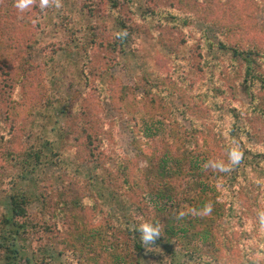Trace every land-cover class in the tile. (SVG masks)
I'll return each instance as SVG.
<instances>
[{"label":"rangeland","instance_id":"obj_1","mask_svg":"<svg viewBox=\"0 0 264 264\" xmlns=\"http://www.w3.org/2000/svg\"><path fill=\"white\" fill-rule=\"evenodd\" d=\"M121 1L115 12L108 0H58L59 7L50 0L44 9L33 0L25 10L17 8V0H0V165H8L7 151L18 158L40 149L45 160L36 191H55L49 206L57 216L64 205L59 191L74 178L85 182L92 171L96 176L118 172L122 157L128 161L130 181L114 177L120 185L111 203L96 190L97 199L94 194V199H85L84 210L67 215H78L86 230L73 231L69 218L43 233L29 227L23 239L12 241L18 261L30 264L36 253L39 259L49 256L47 264H76L80 259L100 264L101 256L92 253L93 239L102 231L114 243V226L128 218L120 221V216L108 214L122 211L133 216L131 226L142 213L161 218L167 237L144 250L137 264H241L248 257L264 261V226L255 232L250 224L257 214L254 208L264 213V159L257 157L264 153V118L244 112L237 120L252 128L240 148L241 139L229 131L235 121L229 110L250 105L252 92L242 85L244 62L219 45L222 41L259 51L257 70L264 74V0ZM119 12L125 28L116 20ZM121 32L129 33L123 49H111L109 42L117 41ZM55 46H60L56 53ZM211 86L216 94L209 100L205 97ZM245 149L253 160L246 173L262 188L261 202L252 205L245 195L236 199L235 213L243 221L228 224L221 215L212 223L215 236L203 240L196 230L203 226L201 231H207L208 222L193 228L202 218L187 221L195 212L193 204L205 195L199 182L205 191L211 186L231 201L223 192L236 169L230 156L236 159ZM164 154L171 168L181 170L184 201L172 197L164 184L173 176L160 172ZM210 161L227 171L206 175ZM12 162L0 176V215L10 208L8 194L30 187L31 174L19 177L16 159ZM198 165L204 167L201 179L189 171ZM157 187L164 197L157 195ZM158 203L164 204L161 212ZM42 210L41 199L30 206L39 219L45 218ZM243 228L247 238H242ZM109 245L111 254L124 250Z\"/></svg>","mask_w":264,"mask_h":264},{"label":"trees","instance_id":"obj_2","mask_svg":"<svg viewBox=\"0 0 264 264\" xmlns=\"http://www.w3.org/2000/svg\"><path fill=\"white\" fill-rule=\"evenodd\" d=\"M109 4L111 7H113V10L116 12L118 9H120L122 2L121 0H108ZM116 20L119 22V25L123 28L126 27V22L121 16V13L119 12L116 15ZM122 35H116V38H118L117 41L110 43L109 46L113 50H122V46L124 45L125 41L129 37V33H119ZM220 47H223L233 54L234 57L241 59L244 62V76L242 80V85H244V89H249L252 92V99L253 102H251L250 105L248 106H243L241 108H237L234 106L235 109L229 110V114L231 117L234 118V122L229 128V131L233 134V136L237 139H241V143L239 144V147L241 148L242 145L244 144V138H246V133L252 132V128L249 127L246 123L245 124H240L237 122L240 121L242 115L244 116V112L250 113L249 117L253 118L254 115H258L264 118V74L257 70V60L258 56L260 55L259 51L257 50H252V49H241L235 46H228L226 43L219 41ZM60 46H55L54 47V53H56L59 50ZM34 50V49H33ZM44 50V49H43ZM45 55L49 56V52L46 53L44 50ZM53 53V54H54ZM28 58L33 59V53L32 50L28 51ZM49 58V57H48ZM250 81V84L247 82ZM216 94V93H215ZM214 94V87L211 86L209 87L207 92H206V97L207 99H211L212 97L215 96ZM204 98V99H205ZM249 136V135H248ZM101 149H104V146H102ZM244 150H241V152L238 154L237 158L235 159V162H231L234 164L236 167L234 174L230 177L232 178L231 183H224L223 187V192L227 195L230 196V200H225L224 197L219 194V190L216 192V188L208 187L205 191V184L202 183V187L205 195L202 197V199L198 200L199 204H193V209H195L194 214H190L189 218L187 221L191 222H196L198 220L197 218L200 219L202 218V223L195 224L193 228L199 225H203L204 223H207V231L202 230V227L196 231H199L201 236V239H206L208 235L213 234L215 236V226L212 223L213 221H217L219 216H223L225 219L228 220V224L231 223L234 219H239L240 222L243 221V218L240 215H237L235 212V206L234 203L236 202V199L240 200V197L245 195L247 198L248 202H250L252 205L258 203V199L261 202V197L262 195V188L259 187L258 182L251 180L246 173V165L248 162L250 164H253L251 161H249V158H247V154L245 153ZM108 153V152H107ZM20 156L17 157V155H12L10 157L9 151H7V159L6 162L8 165H0V176L3 174H6L10 166H14V162H12L14 159L17 161V166L19 167V170L21 171V174L18 175L21 178L28 179L29 174H31L29 180H30V187L29 189H23L20 191H14L10 194H8L9 198V209L4 212L3 214L0 215V251H1V256H0V263L1 264H20V261H18V256L16 257V254H18L19 250L15 249V242L13 243L12 241H15L18 238L23 239V237L30 232L29 227L35 226L40 228V232L43 233L46 230H51L52 225H56L58 223H65V221L69 218H67V215L72 211H81L84 210L87 207V203L85 202V199L92 200L94 199V194L95 191H98V194L100 193L101 198H104L105 201L107 202H112V197L115 192V186L120 185L115 178H122V181L124 183H130L129 181V174H128V161H125L124 158L120 157L118 159V172L113 170H109V172L106 175H98L94 173V171L89 172L87 176V181L83 182L79 177L78 179H75L72 181L70 185L65 186V189L60 190V194L64 198V205L62 207L61 214L57 216L56 213H51L52 209L51 206H49V203H51V196L55 194V191L49 192L46 188L42 187L40 190L36 191L37 188V183L35 182L37 180L38 174L41 173L42 165L44 163L45 158H43V152L39 150H28L24 154L19 153ZM204 154V153H203ZM257 157L261 159H264V153H260ZM200 155V152H199ZM160 162H162V169L160 170L163 171V174H173L171 176V179L168 180V182L164 183L165 185H168L170 190V194L172 197L176 198L177 201H184L187 198V193H186V186L183 183V179L180 177H183L180 175L181 170L177 167H170L168 163L170 162V157L167 156V154H164L162 156ZM211 162V163H210ZM209 162L210 169L206 168V175L214 174V173H219L220 169H217V167H213V161ZM208 163V162H207ZM211 164V165H210ZM231 164V165H232ZM207 166V165H206ZM233 166V165H232ZM9 168V169H8ZM204 168L201 165H198L197 167H190L189 171L191 172L194 171V174L198 175L197 179L203 178V175L200 174V169ZM35 177L32 178V177ZM178 176V177H176ZM175 177V178H174ZM229 178V179H230ZM164 181L165 178H163ZM103 181V183H106V186H103L100 184V182ZM169 183V184H167ZM167 187V186H165ZM117 189V188H116ZM157 195H160L161 198L164 197L162 192L163 190H160V188H155ZM162 191V192H161ZM219 191V192H218ZM153 192V189L152 191ZM222 192V194H223ZM51 193V195H50ZM112 194V195H111ZM169 198V197H168ZM41 199L42 200V208H43V216L45 218L39 219L38 217H34L31 215L30 212V206L33 202L36 200ZM95 199L96 194H95ZM164 207V204L158 203L157 209L161 212ZM258 208V207H256ZM255 209L257 212L256 215L252 217L253 221L250 222L252 226V230L257 232L258 226H264V218L261 217L259 219L260 214L264 213L263 211H260L258 209ZM224 214H223V213ZM109 216H120L117 217L120 221L125 218L127 220H122L119 225L114 226L117 229V232L112 234V236L116 239V241L113 243L107 234L105 236H102V231L98 235V239L94 238L93 242L91 244L92 246V253H97L101 256V262L100 264H137L139 261V257L143 253L146 248L141 244L140 239H139V233L136 231L137 226L139 223L143 220H152L156 223H159L161 227L162 220L161 218H154L151 217L145 213H142L139 215V218H136V221L134 222L135 224L131 226V213L128 212H123L122 215H110ZM78 215H73L72 218H69L71 222L73 221L74 223L71 225L72 230L76 232V230H86L88 227L85 228V224L81 223L82 221L77 220ZM156 216V215H155ZM212 217V219H211ZM35 219L42 220V222H35ZM55 220L56 222H51ZM194 220V221H192ZM235 222V221H233ZM205 226V225H204ZM183 229V228H182ZM244 230V228H243ZM246 230V229H245ZM243 231V237L242 238H247L246 236L248 235L249 232ZM194 233V232H193ZM192 233V234H193ZM251 234L254 235V233L250 232ZM124 236L123 238L118 237V235ZM188 235V234H187ZM167 237L165 236L164 232L162 231L161 228V235L160 237L157 238L155 241L154 245H151L150 247H157L158 245L162 244ZM99 239H105V241H101ZM119 242V244L117 243ZM102 244V245H99ZM113 244L115 247H119L123 252L121 253L118 251H114V253H110V245ZM109 245V246H108ZM188 245V241H184L182 246ZM253 248L255 246L253 245ZM45 252V250H44ZM192 253V249L190 250ZM64 252H61L63 254ZM69 255V254H68ZM34 259L28 260L30 264H32V261H40L41 264H47L50 263L49 256L46 254L41 257V259L37 258L36 253L33 254ZM133 257V259H132ZM37 258V259H36ZM35 264V262H34ZM76 264H94L92 263V260L87 259L82 261H78ZM241 264H264V261H256L253 258H246L245 262Z\"/></svg>","mask_w":264,"mask_h":264},{"label":"clouds","instance_id":"obj_3","mask_svg":"<svg viewBox=\"0 0 264 264\" xmlns=\"http://www.w3.org/2000/svg\"><path fill=\"white\" fill-rule=\"evenodd\" d=\"M33 0H17V8L20 10H25L29 8L32 4ZM50 0H39V7L41 9L46 8L49 5ZM59 2L57 0L56 7H59ZM122 35V34H118ZM230 159H232V162H235V159L230 156ZM211 163V162H210ZM213 167H219L221 171H227V168L220 164H213ZM180 215H183L181 213ZM136 231L139 233V239L141 244L148 250L150 249L151 245H154L155 241L158 237L161 235V227L159 223H156L152 220H143L139 223L137 226Z\"/></svg>","mask_w":264,"mask_h":264}]
</instances>
